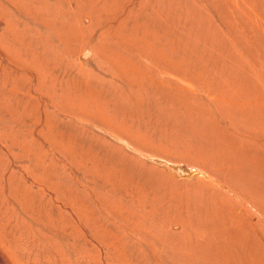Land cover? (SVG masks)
<instances>
[{"label": "rangeland", "instance_id": "obj_1", "mask_svg": "<svg viewBox=\"0 0 264 264\" xmlns=\"http://www.w3.org/2000/svg\"><path fill=\"white\" fill-rule=\"evenodd\" d=\"M0 264H264V0H0Z\"/></svg>", "mask_w": 264, "mask_h": 264}]
</instances>
